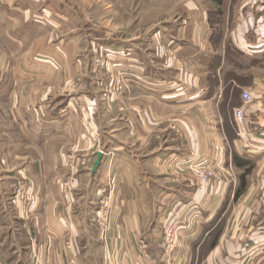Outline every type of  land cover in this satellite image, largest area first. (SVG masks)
Here are the masks:
<instances>
[{
  "label": "crops",
  "instance_id": "crops-1",
  "mask_svg": "<svg viewBox=\"0 0 264 264\" xmlns=\"http://www.w3.org/2000/svg\"><path fill=\"white\" fill-rule=\"evenodd\" d=\"M181 2L185 17L177 26L154 32L159 51L144 63L137 58L126 93L115 101L91 94L100 109L93 120L70 103L47 112V121L36 110L41 122L31 129H51L52 149L36 143L39 156L29 160L25 148L7 166V184L0 181L4 264H264V0ZM211 13L221 14V21L211 22ZM20 16L26 23L29 14ZM1 21L3 38L9 27ZM9 51L1 40L4 87L11 84ZM167 53L178 56L170 68L162 61ZM34 67L42 73L34 84L38 104L47 94L44 84L57 80L45 79L44 72L48 76L57 68L48 61ZM229 71L253 79L240 87L228 79ZM209 75L216 80L214 93ZM235 89L240 101L244 92L252 96L250 103L237 106L243 109L241 124L235 119L237 107L224 103ZM25 95L27 105L33 102ZM174 120L177 129L170 128ZM67 153L87 165L74 175L68 199L63 183L74 173L66 164ZM203 164L213 166L221 180L197 184L194 173ZM17 177L27 180L34 197L26 212L3 187ZM110 183L112 231L103 241L97 214ZM168 226L178 229V249L171 254L164 249ZM141 245L148 246L144 258ZM189 247H195L191 254ZM203 247L208 251L202 257Z\"/></svg>",
  "mask_w": 264,
  "mask_h": 264
},
{
  "label": "rangeland",
  "instance_id": "rangeland-1",
  "mask_svg": "<svg viewBox=\"0 0 264 264\" xmlns=\"http://www.w3.org/2000/svg\"><path fill=\"white\" fill-rule=\"evenodd\" d=\"M1 1L0 17L4 19L1 22L5 28H9L5 30V36L0 38V43L4 41L6 48L10 49L5 60L11 65L6 72L11 84L6 87L0 84V181L5 184L11 176L7 166L18 161L16 155L23 153L25 148L29 160H36L39 156L40 148L36 147V143L43 144V149H52L48 137L51 129H31L35 128V123L42 119L47 121V112L52 113L60 104L64 106L65 103L67 106L70 103L77 111H84L93 120L100 109L98 103L91 101V94L100 92L107 101L122 97L135 77L133 68L137 58L144 63L147 57H153L159 51L158 40L153 38L154 32L169 28L170 24L177 26L185 17L187 9L180 5L185 3L181 0ZM24 13L29 14L26 23L20 21V15ZM220 16L219 13H211V22L216 18L221 21ZM177 58V55L169 56L167 53L163 55V65L170 68L174 66L171 59L176 63ZM44 61L57 68L48 76L45 71L44 78L57 80L53 86L44 84V93H47L44 102L36 104L34 96L37 87L34 84L37 76L42 73L35 69L34 64H42ZM68 64L78 68L74 71ZM113 65H120L124 69H114ZM228 74V79L235 80L240 87L253 79L241 73L238 75L235 71H229ZM208 79L209 90L214 93L216 80L211 75ZM25 93L33 97V102L29 101L28 105ZM75 95L80 98L73 100ZM226 98L224 103L231 107H237L239 102H243L239 100L238 89L230 90ZM22 101L24 103L21 104ZM21 108L24 112L28 111L27 117L21 116ZM37 109L40 121L35 114ZM25 126L28 129H21ZM170 128L177 129L175 120ZM85 167L87 165L80 166L79 170ZM21 179L17 177L12 185L3 186L10 190L7 197L14 198L15 182ZM215 234L218 232L215 231ZM164 249L169 252L166 247ZM176 249L178 245L169 253H175ZM147 250V245L139 247L142 258L146 257ZM194 251L195 247H189L190 254ZM207 251L208 247H205L199 254L206 256ZM0 264H4L1 258Z\"/></svg>",
  "mask_w": 264,
  "mask_h": 264
},
{
  "label": "built area",
  "instance_id": "built-area-1",
  "mask_svg": "<svg viewBox=\"0 0 264 264\" xmlns=\"http://www.w3.org/2000/svg\"><path fill=\"white\" fill-rule=\"evenodd\" d=\"M242 98L246 103H250L252 101V96L250 93L244 92L242 94ZM235 119L238 124H241L244 120L243 109L235 110ZM65 161L68 165V168L72 173H74L70 178H68L63 183V191L65 193V197L68 199L70 194L72 193L74 186V175L78 173L80 166H85L86 163L84 161H77L75 155L73 153H67L65 155ZM194 177H196V183L199 185H211L215 181H220L221 177L218 171L211 165L203 164L195 170ZM113 183H110L109 192L105 195L101 203V209L97 214L98 218V229L101 239L103 241L106 240L108 233L112 229V206H111V195H112V187ZM29 185L27 180L21 179L15 182L14 185V200L18 201L24 211L31 210V207L34 203V197L28 190ZM260 201L264 203V194L261 196ZM165 247L169 249V252H172V248L177 245V237H178V229L176 226H168L165 230ZM145 248V247H144ZM166 251V254H170Z\"/></svg>",
  "mask_w": 264,
  "mask_h": 264
},
{
  "label": "water",
  "instance_id": "water-1",
  "mask_svg": "<svg viewBox=\"0 0 264 264\" xmlns=\"http://www.w3.org/2000/svg\"><path fill=\"white\" fill-rule=\"evenodd\" d=\"M102 158H103V153L102 152H100V153H98V159H97V161H96V164H95V166H94V173L96 172V170L99 168V166H100V164H101V160H102Z\"/></svg>",
  "mask_w": 264,
  "mask_h": 264
}]
</instances>
